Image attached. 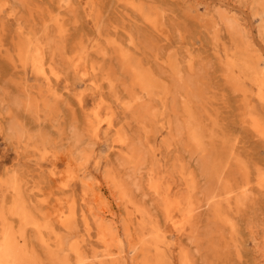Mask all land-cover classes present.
Listing matches in <instances>:
<instances>
[{
    "label": "rangeland",
    "instance_id": "rangeland-1",
    "mask_svg": "<svg viewBox=\"0 0 264 264\" xmlns=\"http://www.w3.org/2000/svg\"><path fill=\"white\" fill-rule=\"evenodd\" d=\"M65 1L64 0H0L1 4L4 3V6H1V4H0V38L2 36V40L0 39V48H2V49H0V51L2 50L0 52V60H1L0 61V96H1L0 97V116L2 118H4L1 120V117H0V136H1L0 137V177H2L3 175L5 176V173H2V172H5L4 170L7 167L9 168V170H11L10 168L14 167L13 164L14 165L18 164V163L21 164V165L18 164L17 167L19 166L23 173L20 170H19L20 172L18 170H16L19 167L18 168L14 167V174L15 175L18 174L19 176L18 175L17 176L20 178H23V180L25 179L24 177H26V179L24 180L25 185L22 186L23 194L24 195L26 194L25 196H28L31 193L34 196V200H33V196H30L31 195L30 194L29 199L33 200L32 204L35 205V208L37 211H41V212L47 211L48 208L50 209L48 211H51V209L58 207V205L56 204V201H55V198H57V197H63L64 199L67 198L69 201L74 199L77 202L78 201V191L76 189L72 190L70 187H68L69 190H68V188H64L67 191H63L64 189H59L57 187L59 180L58 181L53 180L54 182H51V183H53V185L56 184L55 185L56 187L54 189L53 188L54 186H52V184L50 183L52 178H48L49 176H47V178H45L46 174H47V172H46L47 168L44 166L41 168H38V167L35 168L36 166H38L36 164V160L39 159V155H38V152L36 151L35 156H34L33 150H31V149L33 147L34 148L38 147L41 149L42 147H44L46 145L45 147L51 148L52 150L57 152L58 165H59L60 170L63 169V167L65 165L64 162H66V161L71 162L74 159L71 162L72 165H76V164L83 163L84 161H86L84 169L81 170V172H79L81 174L80 177L83 178L84 180L88 181L89 183L93 181L94 184H96L98 182V180H97V178H98L99 183L100 184L102 183L101 185H99V188H100V191L102 193L104 192L103 193L104 199H107L105 201L108 202L107 204L110 206L109 208H110V211L112 213L111 214L112 216L110 215L109 219L113 221L114 225H117L116 227L119 230L118 232H119L120 237L123 241V248L125 251V253L123 254V257L118 256L116 254H114L111 257L110 256H108V257L104 256L103 255L104 249L102 248L104 246L101 245L96 238L97 237L96 236L97 229H96L95 224L91 222L93 225L90 224V230H89L90 233L88 234L86 231V228H85L84 220L80 216V206H78V208H76L77 210L79 209L77 211V218H76L78 223L75 220L74 226L71 230L65 231L59 227L57 228V226H55L53 229H54L55 233L58 232V234H61L63 236V240H64L65 245H68L71 241H73L75 239L81 241L80 242V243H82L81 249L83 250L84 255L86 256V263L87 264L88 263L89 264H104L103 263L104 261H105V264L106 263H108V264L109 263H112V264H126V263L132 264L133 262H134V264H137V261L139 262L141 257H142V256H139V255H141L140 254L141 252L139 250H137L136 252L130 250L129 244L130 243L131 244L136 243V239L133 240L125 234L124 224L129 222L128 225H130L131 231L133 230L132 227H134L138 230L137 235H134V238H137V236L138 237L142 236V232H143V230L142 231L139 230L140 227L138 224V222L140 221L141 218L145 219V221L147 222L148 225L154 221L158 224L157 235L163 237V240L165 241L164 243H166L162 246V251H163L164 259L166 260V262L168 261L169 264H179V254H178V248L179 247H183L185 250L187 249L186 251L188 252L189 257L190 256L192 257V258L190 257L192 264H197V263L198 264H226V263L227 264H264V190H260L259 188L257 189V186H256V180H257L258 176L264 175V165H263L264 164V141H263V139L257 140L260 137L257 138L255 136H253L255 133L252 134L253 131L249 130L250 129L249 126H247L248 129L246 127L245 128L242 127L246 123V122L243 123L244 120L248 121L247 117L249 116V112L250 113L251 112L257 113L261 117L264 118V114H263L264 113V110H263L264 105L261 104L255 98V96H254L255 87H253V85L250 83V81L247 78H245L244 81L241 80V81H237V82H234L232 79L229 78L230 68L226 63L225 53L233 50V48L231 46L232 42L230 41L231 40L230 36L227 33V31L224 29V27H221V29H220V26H218V28H219V31H218L216 26L213 27L214 25H213V22L211 20V17L214 16L217 12H223V13H226L227 15L230 14L228 16H231L233 14V17H235L239 21L241 28L243 27L242 29H244L245 41L247 43V46H250V47H248L249 50L247 51V53H250L249 54L250 60L254 63L256 70L258 69V66L260 64L259 68H261V69H260V71H259V69L257 71L264 73V62H263L264 61V34H263L264 31L262 33H259V31H258L259 25H260L259 23L261 22L260 21L261 19L258 16V14H256L257 12H255V10H257V9H255V7H252L251 0H248V1L247 0H242V1L241 0H233V1H231V0H173V1H170V0H167V1L166 0H143V1L136 0L137 2L141 1L139 3H141L143 5V9L145 12H148V13L153 12L154 14H156V13L158 14L159 26H158V29H156V30H153L154 28L152 29V27H150V25L148 23H146V21L144 20V18L140 14L135 12V15H134V11H132L128 7V4H125V2L123 0H90V1H88V4L85 3L87 0H71V2H70V0H65ZM14 2H15V6H14ZM20 2H21V4H20ZM24 2H25V4H24ZM77 2H79V3H77ZM206 2H208V3H206ZM249 2H250V4H249ZM71 3L73 4V6H71L72 5ZM63 4H64V6H63ZM92 4L95 7H93ZM82 5L84 8H82ZM67 6H68V9H67ZM79 6H81L82 9ZM151 6H153L155 8H153ZM197 6L199 9L197 8ZM90 7H91L92 12H91V15L88 16L87 11H88V9H90ZM125 7H128V8H125ZM148 7H151V8H148ZM212 8H213V11H212ZM225 8L227 10H229V12L225 11L226 10ZM17 9H19V10H17ZM85 9H86V12H85ZM158 9L163 14H161ZM252 9H254V10H252ZM129 10H131V11H129ZM216 10H218V11H216ZM15 11H16V13H15ZM215 11H216V13H215ZM250 11H251V13H250ZM212 12H214V13H212ZM248 12H249V14H248ZM126 13L128 14V16ZM210 13L212 16L210 15ZM6 14H8V16H6ZM136 14H137V16H136ZM160 15H162L163 17L165 16V18L161 17L163 19L162 20L160 18ZM137 17H139V18H137ZM60 18H61V20H60ZM201 18L204 20H202ZM139 19H141V21ZM53 21H54V23L55 22L56 23L54 24ZM62 21H65V23ZM45 22L47 24H45ZM243 23L244 24L246 23L247 26L244 25ZM22 25H23V27H22ZM47 25L52 26V27H47ZM44 26H46V27H44ZM63 26H65L66 28ZM57 27H58V29H57ZM23 28H25V29H23ZM109 28L112 30V32H110L111 30ZM164 28L167 30H165ZM17 30L18 31L20 30V31L18 32ZM126 30L128 31V33ZM168 30H169V32H168ZM216 30L218 31L217 32L218 35L216 33ZM154 31H156L155 32L156 34L154 33ZM157 31L159 32L161 37L159 34H157L158 33ZM224 31H226V33ZM33 34H34V36H33ZM61 34H62V36H61ZM100 34H101V36H100ZM115 35H117V36H115ZM124 35H125V37H124ZM132 35H133V37H132ZM44 36H45V38H44ZM162 36H164L165 38ZM109 37H110V39H109ZM111 37H113V38H111ZM115 37H116V39H114ZM246 37H247V39H246ZM41 38L43 39L42 41H41ZM59 38H60V40H59ZM64 38L65 39L67 38V40H65ZM162 38H164L163 39L164 41L162 40ZM95 39H97L99 43L96 42L97 40H95ZM150 39H152V40H150ZM260 39H261V41H260ZM32 40H33V42H32ZM134 40L137 42V44H134L135 43ZM26 41L27 42L30 41L31 44L33 43L30 46V48H32V46L34 44H39V45L43 44V49H44V53H45L44 54L45 66L48 67V65L49 66L51 65L59 76L58 80L55 79L53 75H52V77H50L51 79L54 78V79L50 80L52 88L48 87V85L44 81V79L32 69L30 64H27L25 67L21 66V64H20L21 63V61H20L21 57L19 55V49L26 44ZM117 41L119 42V44ZM138 41L141 42V43H139L141 47L139 46ZM171 41H173V42H171ZM216 41H217V43H216ZM64 42H66V43H64ZM92 42H93V45H92ZM167 42L169 43V45H167ZM17 43H19V44H17ZM22 43H23V45H22ZM109 43L111 45H109ZM158 43H159V45H158ZM64 44L66 47L64 46ZM103 44H105L106 46ZM121 44H123L124 46ZM125 44L128 46H126ZM172 44H174V45L172 46ZM19 45H20V47H19ZM107 45H109L111 47L113 46V48L115 47L116 49L118 48V51H119V49H125L124 51H126L127 53H129L130 51L133 52V53H129L131 55V56L130 55L129 56H130L131 60L133 61V63L139 64L143 68L151 70L152 73L154 71L153 74H155L156 79H159V80H161V82H165L166 84L172 82V77H170L171 75H169L170 70L167 67V61L168 60H174L178 66L182 64L180 66V68H181L180 70H181V72H182L183 68H184V70H183V73L180 72V74L185 78H189L192 82L196 83L195 86H197L196 87V89H197L196 94H195V96H193L194 98L192 97L193 100L195 99L194 100L195 104H193L192 109L194 111V114H193L194 118L197 121V124H198L199 129H200L199 131L202 134V140H203L202 146H203V148H206V151H205L206 153H203L202 150H195L193 148L186 147V145H185L187 143V138H186L185 131H183L184 130L183 127H184L186 115H185V113L182 112V109H181L180 100H181L182 91L180 88H177L180 86H177L175 88V86H176L175 84H174V88L172 87V89H174L175 92H176V90H177V92L180 91L179 93L176 92L177 95H174V99H173L175 106L179 105L177 107H180L179 111H177L178 109L175 110L178 112V115L176 113L174 115L173 110L171 111V108L174 107L173 100H172L173 97H171L169 99L170 102L168 101L170 104H172V106H171L168 103V108L171 107L168 111L169 114L167 113L164 116L161 115L158 120L154 119V120L148 121L147 130L152 134H149V132H148L149 136L146 137L144 129L141 130L139 128V126H140L139 123H137V121H135L136 118H134V116L130 113L131 110L126 111V110H123L121 107L122 106L121 105L122 99H123V101H127L128 98L130 97L129 93L127 91V89L129 90V88H130L129 87L130 86V82H129L130 81V75L128 73L121 72L124 69L122 68V65L120 64V62L117 61L118 57H117V54L115 52V49L111 48V50H112V52H111L109 50V46H107ZM120 45L122 47H120ZM144 45L146 47H144ZM45 46H48V47H46L47 49H50V48H51V50L53 48L54 49L51 52V50H47L46 48H44ZM49 46H50V48H49ZM60 46H62V47H60ZM157 46H159V48H157ZM81 47H83L84 49ZM176 48H178L179 51L176 50ZM105 49H108L109 52H108V50L105 51ZM143 50L144 51L146 50V51L143 53ZM153 50H155V51L152 52ZM175 50L178 51V55H177V52ZM218 50H219V52H218ZM54 51H55V53L53 54ZM161 51H162V53H160ZM49 52L51 55L49 54ZM92 52L94 54H92ZM134 52H136L138 54H136ZM164 52H165V54H164ZM56 53H58V54H56ZM76 53H77V55H76ZM106 53L108 55H106ZM111 53H112L113 57L111 56ZM156 53H158L159 55ZM10 54H13L14 56L10 55ZM145 54H147V55H145ZM179 54H180V56L181 55L182 56L180 57ZM86 55L88 58L86 57ZM140 55L142 56V58ZM69 56H71V57H69ZM77 56H82V58H85V59H83L82 64H80V66L78 68L81 67L80 68L81 72L82 71L87 72L88 75L86 77L90 76L89 78L92 79L93 81H95V83H97V85H99L101 83L98 87L97 86L94 87L93 85H91L89 83L90 81L84 80L83 77H81L82 75H80L81 73H79L80 72L79 69L75 70L74 64L76 63ZM143 56H145V57L148 56V57H146L147 58L146 59ZM46 57H47V59H49V61L46 60ZM106 57H108V58H106ZM86 58L88 59V61H85ZM151 58H152V60H151ZM193 58H195V59L193 60ZM66 59L68 61L69 60L70 61L68 62ZM73 59H74V62H73ZM139 59H140V61H139ZM141 59H143V61ZM17 60H18V62H17L18 65L16 64ZM50 60H52L51 63L54 62V64H51ZM55 60H56V63L58 64V66L55 63ZM89 60H92V62L91 61L89 62ZM153 60H156L157 63H155V61H153ZM190 60L192 61V69L188 67V63ZM144 61H146V64H144L145 63ZM151 61L154 63H152ZM194 61H196V64H194ZM99 62H100V64H99ZM140 62H141V64H140ZM158 62L161 63L164 67L161 64H159ZM93 63H95V64H93ZM147 63H149V65ZM163 63H165V64H163ZM197 63L200 65H198ZM96 64L97 65L99 64L98 65L99 67ZM116 64L118 67L116 66ZM92 65H94V67L96 68L95 73L98 71L96 73V75L91 74L92 70H90V67ZM154 65L156 66V68L154 67ZM159 65H161L160 66L161 69L158 67ZM183 65H184V67H183ZM194 65H196L195 68H194ZM87 66L89 68H87ZM149 66L153 67V68L150 69ZM165 67H167V68H165ZM196 67L198 69V71L196 70L197 75L195 74V71H194V69H196ZM220 67H222L223 69L221 68V70H220ZM106 68L107 69L110 68V69L107 71ZM200 68L202 70V73L200 72L201 71ZM62 69H63V71H62ZM116 69L117 70L122 69L120 71L121 74H120L119 70L116 71ZM157 70L158 71L160 70V72H158ZM90 71H91V73H90ZM162 71H163V73H161ZM117 72L120 75L117 74ZM198 72H199V74H198ZM221 72L223 73V76L221 75L222 74ZM74 73H76V74H74ZM188 73L190 75L193 74L194 76L191 75L193 78ZM122 74H125V76L127 78L124 77V75H122ZM162 74H166V75H163L166 77L162 78L161 77ZM93 76L95 77V79L93 78ZM96 76L98 77V79ZM226 76H228V77H226ZM100 77H101V79H100ZM128 77H129V79H128ZM105 78H106V80H105ZM121 78L124 79L127 83H125V81L122 80ZM113 79H115V80H113ZM163 79L164 80L167 79V80L164 81ZM119 80L120 81L122 80L124 82L121 83L122 81L119 82ZM112 82H113V84H112ZM67 83L69 85H66ZM85 83H87V84L85 85ZM54 84L58 87H56ZM38 85H40V86H38ZM82 85H85V86H82ZM101 85H103V86L101 87ZM108 85H109V87L107 88ZM126 85L127 86L129 85V86L126 87ZM111 87H113V90ZM43 88H45L46 90L45 89L43 90ZM125 88H126V90H125ZM238 88L245 90L246 93L244 94ZM118 89H120V90H118ZM101 90L104 91V93L101 92ZM252 90H253V92H252ZM49 91H51V92H49ZM62 91H63V93H62ZM74 91H75V93H74ZM123 92L128 98L123 94ZM238 92L240 94H238ZM35 93H37V95H35ZM45 93H46V95H45ZM53 93H54V96H53ZM117 93L119 96L117 95ZM234 93H237V94H234ZM71 94H73V95H71ZM79 94L82 95L83 100H84L82 107H80L77 103V97ZM99 94H101L102 96H99ZM112 94H114V95H112ZM97 95H98V97H95ZM104 95L108 96L109 98H105ZM159 95H161V93ZM62 96H63V98H62ZM2 97H3V99H2ZM45 97H47V101H46ZM113 97H114V99L112 100ZM158 97L157 96L154 97V101L156 102L155 105L158 103V106H159L160 101H157ZM97 99H99V101L103 99V101L101 103L102 106H100ZM92 100L95 101V103ZM91 101H92V103L90 104ZM104 101L106 103H108L109 105L106 104ZM114 101H116V102H114ZM154 101L151 100L152 103L150 105H153ZM238 101H239V103H238ZM45 102H46V104H45ZM258 102H259V104H258ZM24 103L26 105V108H25ZM113 103H115L116 106H115V104L113 105ZM176 103H177V105H176ZM7 104L11 105L12 107L11 106L9 107ZM93 104L95 106L99 104V113H100L99 116H102L101 118H103L105 116L103 114L107 115V113L109 111L113 112L114 118H117V119L119 118L118 120H115L113 118L114 119L113 122H115L113 125L116 126V128L115 127L112 128L111 129L112 131L110 129H109V131L107 129H105L104 125H103L104 123H101L102 126L100 128L98 138H94V137L86 134L85 133L86 130L84 129V128H86L87 121L90 118H92V111L94 110V107H95ZM118 104L121 105L120 108H118L119 107ZM44 105H46V106L44 107ZM205 105L207 107H204ZM112 106H114L118 112L115 111L116 109H113ZM256 106H257V108H256ZM90 107H92L93 109ZM196 107H199V108H196ZM245 107H246V109H244ZM45 108H46V110H45ZM103 108H104V110H103ZM108 108H112V109L108 110ZM201 109H202V111H201ZM26 110H28V111H26ZM41 110L43 113L40 112ZM76 110H78V111H76ZM102 110L104 113L102 112ZM246 110L248 111V113ZM2 111H3V113H2ZM88 111H90L91 114H90V112L88 113ZM20 112L23 113V115L20 114ZM51 112H52V114H51ZM85 112H87V113H85ZM115 112L117 113V116H116ZM119 112H120V114L118 115ZM127 112H128V114H127ZM241 112H242V115H241ZM245 112L247 115L245 114ZM170 113L171 114L173 113L172 116ZM243 113H244V115H243ZM77 114L79 116H77ZM197 114H198V116H197ZM200 114H201V116L203 115L204 117L202 116L203 118H201ZM126 115H128V116H126ZM168 115H170V116H168ZM173 115H174V119L172 118ZM31 116H32V118H31ZM51 116H52V119H51ZM177 116L179 117V119L177 118ZM243 116H244V118H243ZM128 117L132 120H130ZM169 117H171L172 121H175V123L178 126L182 123L179 130L181 128H183V130L181 129L180 131H178L179 135L175 130H174L175 133L174 132L171 133V132H167L163 128H160V122L167 121L168 119H170ZM25 118H27V120ZM33 118H35L34 119L35 121L33 120ZM160 118H161V120H160ZM5 119L7 120V122H4V121H6ZM13 119L17 120V121L20 120L18 122H21L20 125L23 126L24 133H27V134H25V136L22 137L23 140H25L27 142L25 143L23 141V142L19 143L21 146L18 145L15 141V136H17V134H11L10 135V133L8 131H5V128L8 126V125L6 126V124L8 123V121L10 123ZM38 119H39V121H38ZM27 121H29V122H27ZM134 121H135V123H134ZM151 121H152V124H150ZM180 121H181V123H180ZM71 124L74 127V129H73V127L70 128ZM240 124H242V125H240ZM25 125H28V126L26 127ZM134 125H136V127H134ZM122 126H123V128H122ZM28 127L30 129L33 127V129H31V132H29L30 129ZM130 127L132 128V130L129 129ZM133 127H134V129H133ZM79 128H81L82 130L80 129L81 130L80 131ZM119 128L122 129L123 131L126 129L125 132L127 134L131 133L129 135L131 137H133L135 143L137 141V143H136L137 146L139 145L140 149L142 147L141 151L144 155L143 160L145 161V159H146L147 162H145V164L143 162V164L145 166L142 165L138 171H136L135 169H132V167L130 168L129 164L126 163V159H125L124 155L119 154L120 155L119 156L118 153H120V152H118L117 149H115V147H113L114 138L116 136V133L114 131H116V129H119ZM127 128L129 129L130 132L127 130ZM2 129L5 132H3ZM72 129H73V131H72ZM135 129H137V131H138L136 133V135L134 134L136 132ZM69 130L75 134L76 133L80 134L83 130H85L83 132V133H85V136L83 133H81L84 137H81V141L77 142L74 139V135L72 136V133ZM133 130H134V132H133ZM47 131H48V133H46ZM139 131L142 134H140ZM107 132H108V134H107ZM181 132H183L182 135L180 134ZM104 134H105V136H104ZM138 134H140L139 137H138ZM170 134H172L173 136ZM250 134H252V135L250 136ZM68 135H69V137H68ZM133 135H135L136 137ZM183 135L185 136V138L182 139V137H184ZM25 137H26V139H25ZM27 137H28V139H27ZM149 137H151L152 139ZM179 137L181 139V142H180ZM68 138H70V139L67 142L66 139H68ZM172 138H173V141H171ZM7 139H8V141H7ZM178 139H179V142H178ZM85 140H87V141H85ZM91 140H92V144L90 143ZM9 141H10V143L8 144ZM11 141H12V143H11ZM258 141H262V142L259 143ZM143 142L145 144H143ZM176 142H178L179 144ZM29 143H30V145H29ZM61 143H63V144H61ZM140 143H142V144H140ZM158 143H159V146H158ZM163 143H164V146H163ZM12 144H13V146H12ZM64 144H66V145H64ZM89 144H91V145H89ZM167 144H168V146H167ZM232 144H233V146L236 144L235 147L232 148ZM24 145L25 146L29 145L32 148L31 147H25ZM84 145H87V146H84ZM111 145H112V147H111ZM152 145H154V146H152ZM172 145H174L173 146L174 150H173V147H171ZM148 146L150 147V150H149ZM68 147H69V149L67 150ZM77 147H79L78 148L79 150L77 149ZM82 147L85 149L83 150ZM170 147L172 149H170ZM157 148H159L161 151L163 150L162 151L163 153L160 152L159 149L158 150H159L160 154L158 152H156ZM25 149L26 150L29 149L30 151L29 150L26 151ZM60 149L63 150V152ZM70 149H72L73 152H72V150L70 152L69 151ZM232 149H234V150H232ZM85 150H87V151H85ZM144 150L145 151L148 150V151L145 152ZM75 151H77V152H75ZM81 151H83V152L80 153ZM114 151H116V152H114ZM149 151H150L151 155L149 154ZM81 154H83V155H81ZM86 154L89 155L87 160H85ZM237 154H239V155H237ZM65 155H67V157ZM230 156H231V158L229 159ZM161 157H162V159H161ZM10 158H11V160H10ZM150 158H151V160H150ZM99 159H101V160H99ZM77 160H79V161H77ZM156 160L157 161L159 160V161L157 162ZM166 160L168 163L166 162ZM181 160H183L184 162L182 163ZM186 160L189 162L187 163ZM228 160H230V161H228ZM105 161H107V162H105ZM211 161L217 163V165L225 163V164H227V166L230 165V168H229V166L228 167L226 166V168L218 166V168L216 169L217 177H211V169H212V168L210 169ZM94 162H96V163L93 164ZM163 162H166V165H167L166 169L163 166V165H165V163L162 164ZM192 162H193V164H192ZM121 163H122V165H121ZM185 163H186V165H185ZM248 164L250 165V167ZM149 165H150V167H149ZM127 166H129V167H127ZM239 166L245 168L248 171V176H249V174L251 176H253V177H250V179L251 178L253 179V180H250V182H252V183H250V185H251V190L253 191V193L250 190L247 193V198H246L247 205L245 203L246 206L245 205L243 206V208L247 207L246 210H245V208H244V210L242 208V209H239L236 211L235 210L236 208H234V206H232V208L228 209L224 205V208H225V209L223 208L224 211H227V212L229 211L228 212L229 214L230 213L232 214V212L234 211L233 212L234 216L230 214L231 215L230 217L233 218L231 220L234 223V231L232 232L228 226H226V227L221 226L220 230H222V234L224 235V239H220V238H217V231H216L217 228H219V227H218V225L216 226V224L214 222L213 215H212L213 214V212H212L213 204L218 201V199L220 198L219 196H221V195L223 196V194H221V189H220L221 182H223L227 178L233 179V181H234L233 185L235 186L234 190L237 188L236 192L237 191L240 192V190L242 189L241 185L243 183V179H242V176L240 174ZM109 167L111 169H109ZM124 167H125L126 172L124 171ZM148 167L150 170L148 169ZM252 167H253V169H252ZM116 168H118L119 170ZM128 168H129V170H128ZM156 168H157V170H156ZM223 168L225 170H222ZM250 168L253 170V174H251L252 172H251ZM36 169H37V171H36ZM114 169H116L117 171H115ZM158 169H159V171H158ZM170 169H171V173H170ZM187 169H189V170H187ZM38 170H40V171L38 172ZM110 170H111V172H110ZM133 170H135L136 172ZM151 170L153 171V173ZM192 170L196 174H194ZM228 170H229V172H227ZM128 171H130V173ZM174 171L177 172V175ZM221 171L223 172V175H222ZM225 171H226V173H225ZM24 172L26 174L25 176H24ZM29 172L31 174H28ZM120 172H122L123 174ZM156 172H157V174H156ZM190 172L193 174V178L195 177L193 179L194 181L192 180L191 188L194 186L195 189L194 188L191 189L187 185L186 176ZM19 173L21 174V176ZM115 173H117L116 178H118V179L123 178L126 183L130 182V178L132 176H133L132 178L134 179V181L136 183H138L139 187L137 189H134L129 184H128V186L130 188H133V189H131V191L133 192L132 193L133 199L136 198L134 200L135 204L137 203V200H138L137 204H139V205L141 204L140 208L144 212V215L142 217L140 214H137V215L128 214L129 210H131L132 207H130L129 204H126L123 199L119 198L120 197L119 191H117L112 180L109 179V175L115 174ZM133 173L135 174V176ZM197 173L199 174L198 175L199 178L197 177ZM9 174H10V172L8 173V175ZM136 174L139 176H137ZM140 174L143 178L141 177L139 179ZM150 174L152 175V177ZM145 175H147V177ZM165 175H167V178ZM95 177H96V181H95ZM154 177L155 178L160 177L159 180L161 181V187H162L161 189L162 190H161V193L158 195H155L156 193L154 194V192L149 188V185H148L150 180H152V178H154ZM163 177H164V179H163ZM170 177H172V178H170ZM218 177H219V180H218ZM236 177H238V178H236ZM87 178H89V179H87ZM100 178H102L103 180ZM177 178H179L180 181ZM49 179H51V180H49ZM166 179H167V181H166ZM198 179L199 180L201 179V180L198 181ZM196 180L198 181L197 183H195ZM30 181L32 183L34 182L33 185ZM36 181H37V183H36ZM146 182L148 184H146ZM205 182L207 184L206 186H205ZM237 182L239 183V185ZM27 183H29V185H31V186L28 187ZM93 183H91V184L94 185ZM44 184H45V186H44ZM46 184H50L52 187L49 188V185L47 186ZM108 184L110 187L108 186ZM165 184H166V187H165ZM177 184H179V185H177ZM252 184L254 185V187ZM163 186H164V188H163ZM214 186L216 187L215 189H214ZM167 187H170L169 192H168L170 197H174V196L178 197L179 196L180 198L186 199V197H184V196H186V195L188 196L192 193V199L194 197V199H193L194 204L198 207V208L196 207V209L193 211L195 214V219L193 221V224L191 226H189V227H191V230L188 227L187 232L185 231L183 233L184 236H182L183 234H179L174 229H172L171 221L164 214L165 212H164V205H163L164 204L163 195L167 192V189H166ZM52 188L55 191H58V194H56L57 192L56 193L54 192L55 193L54 194L52 192L53 191ZM198 188L200 190V194L197 193V192H199V190L196 191ZM26 189L28 191V194H27ZM51 189H52V191H50ZM43 190L48 194L47 195L43 194L42 193ZM149 190H151V191H149ZM204 190L206 191V193H204L205 192ZM47 191H49V192H47ZM59 191H60V193H59ZM76 191H77V193H76ZM36 192L41 193V194H39L37 196L35 194ZM65 192H66V194H65ZM210 192L211 193L213 192L214 196ZM73 193L74 194L76 193L77 195L76 194L74 195ZM151 193H153L154 196ZM0 194H1V192H0ZM2 194H1L0 198L1 197H3L4 199L7 198V200L4 201V203L6 202L5 204H7V201L8 202L10 201V196L8 195L9 193H2ZM182 194H183V196H181ZM210 194H211V196H210ZM6 195H8V196H6ZM48 196L49 197L52 196L53 200H51V197L49 199ZM156 196H159V197H156ZM212 196L216 197V198H213ZM222 196H221V198H222ZM75 197H77V199ZM211 197H212V199H210ZM158 198H159V200L161 199L160 200L161 202L158 200ZM208 198L210 200L204 201L205 199H208ZM221 198H220V201L222 202ZM252 198L255 201H253ZM43 199H46L47 201L42 202V204H40V201H42ZM48 200H51V202L49 203ZM249 201H251V202H249ZM158 203H161L162 205L158 204ZM77 204H79V202ZM40 205H41V207H40ZM42 205L44 206V209L42 208L43 207ZM46 205H48V208L46 207L47 210H45ZM157 205H158V207H157ZM142 206H144L143 207L144 209L142 208ZM76 207H77V205H76ZM125 207H128V208H125ZM125 210H127V211H125ZM240 212H242V213H240ZM239 213H240V215H239ZM147 214L148 215L150 214L149 217ZM207 214H209L210 216H207ZM134 216H136V218ZM151 216L153 218H151ZM199 216H201V217H199ZM80 219H82V220L80 221ZM199 221H201V222H199ZM235 221H237V222H235ZM210 222L212 223L211 227H210L211 229L209 228ZM122 223H124V224H122ZM195 223L197 225L200 224V225H198V227L199 226L201 228L206 227L207 229L204 228V231H203V229H200V227H199V229H200V231H199V229L197 228V225ZM193 226H194V228H193ZM92 227H93V230H92ZM212 227H214V229H215L214 231H213ZM222 227H223V229H222ZM165 228L167 230H165ZM226 228H227V230H226ZM148 229L149 228L144 229V231L146 233L143 232L144 233L143 235L145 238H146V236H148L146 239H149V237H150L149 236L150 229H149V231H148ZM159 229H161V232L164 235L162 233H160ZM205 230L206 231L208 230V232H206ZM200 232L201 233L206 232V233H208V235L205 236V234L202 233L201 234L202 237H201ZM48 234L53 235V233H48ZM192 234L194 236L193 238H192ZM214 235H216V237ZM212 236H213V238H212ZM190 237L192 239V242H190L191 239H190V241H188ZM29 239L32 240V243L35 245V249L37 247L36 251H37V253H39L38 254L39 257L44 262H48L45 249L43 247H41L39 244H37L36 243L37 241L35 242V239H34L31 232L29 233ZM168 239H170V240H168ZM201 239L204 241L202 242ZM196 241H199L200 243L202 242V244H200L199 242H198L199 243L198 244ZM96 242H98V243H96ZM217 242L220 243V246H219V244H217ZM203 243H204V246H203ZM194 245L196 246V248ZM227 246H228V250H227ZM38 247L40 248V250ZM172 247H174V248H172ZM189 248H190V250H189ZM172 249H173V251H172ZM230 249L232 251H229ZM138 251L140 253H138ZM190 251L192 253H190ZM40 252H42V254L44 256ZM152 252H153V250L151 251V254H152ZM208 252H209V254H208ZM218 252H221L220 254H222V252H223V254H222L223 256L220 255ZM195 253H197V254H195ZM62 254L63 253H61V255ZM69 255H71V256H69ZM136 255L138 256V258ZM224 255H227V257L226 256L224 257ZM68 256H69V259L72 262V264H74L75 257L73 255V253L69 251ZM100 256H102L103 258ZM43 257H44V259H43ZM71 257L73 259H71ZM106 257L108 260L106 259ZM116 257L118 259H116ZM169 258H170V260H169ZM204 260H205V262H204ZM45 264H49V262L45 263Z\"/></svg>",
    "mask_w": 264,
    "mask_h": 264
},
{
    "label": "bare ground",
    "instance_id": "bare-ground-1",
    "mask_svg": "<svg viewBox=\"0 0 264 264\" xmlns=\"http://www.w3.org/2000/svg\"><path fill=\"white\" fill-rule=\"evenodd\" d=\"M65 1V0H64ZM88 1H90V0H87L85 3L86 4H88ZM124 2H125V4H128V7L132 10V11H134V15H135V12H137L138 14H140L143 18H144V20L146 21V23H148L149 25H150V27H152V29L153 30H156V29H158V26H159V19H158V14L156 13V14H154L153 12L152 13H148V12H145L144 11V9H143V5L141 4V3H139V2H141V1H143V0H141V1H139V2H137L136 0H123ZM167 1V0H166ZM170 1H173V0H170ZM231 1H233V0H231ZM242 1V0H241ZM248 1V0H247ZM4 2V1H3ZM6 2V1H5ZM61 2V1H60ZM66 2V1H65ZM70 2H71V0H70ZM77 3H79V2H77ZM145 3V2H144ZM162 3V2H161ZM206 3H208V2H206ZM251 5H252V7H255V9H257V10H255V12H257L256 14H258V16L260 17V25H259V29H258V31H259V33H262L263 31H264V0H251ZM1 4V3H0ZM20 4H21V2H20ZM24 4H25V2H24ZM60 4V3H59ZM69 4V3H68ZM67 4V5H68ZM72 4V3H71ZM249 4H250V2H249ZM99 5V4H98ZM217 5V4H216ZM1 6H4V3H2L1 4ZM14 6H15V2H14ZM63 6H64V4H63ZM66 6V5H65ZM71 6H73V4L71 5ZM78 6V5H77ZM87 6V5H86ZM92 6L93 7H95L93 4H92ZM91 6V7H92ZM227 6V5H226ZM247 6V5H246ZM31 7V6H30ZM70 7V6H69ZM80 8H81V6H79ZM91 7H90V9H88V11H87V15L88 16H90L91 15ZM128 7H125V8H128ZM151 7H153V6H151ZM151 7H148V8H151ZM223 7V6H222ZM4 8V7H3ZM16 8V7H15ZM61 8V7H60ZM82 8H84L83 7V5H82ZM81 8V9H82ZM97 8V7H96ZM153 8H155V7H153ZM197 8H198V6H197ZM224 8V7H223ZM244 8V7H243ZM37 9V8H36ZM62 9V8H61ZM67 9H68V6H67ZM93 9V8H92ZM199 9V8H198ZM226 9V8H225ZM249 9V8H248ZM251 9V8H250ZM2 10V9H1ZM17 10H19V9H17ZM33 10V9H32ZM84 10V9H83ZM128 10V9H127ZM131 10H129V11H131ZM159 10V9H158ZM252 10H254V9H252ZM5 11V10H4ZM101 11V10H100ZM128 11V12H129ZM162 11V10H161ZM212 11H213V8H212ZM216 11H218V10H216ZM216 11H215V13H216ZM221 11V10H220ZM225 11H227V12H229V10H225ZM231 11V10H230ZM233 11V10H232ZM7 12V11H6ZM85 12H86V9H85ZM103 12V11H102ZM119 12V11H118ZM159 12H160V10H159ZM164 12V11H163ZM235 12V11H234ZM233 12V13H234ZM254 12V11H253ZM15 13H16V11H15ZM84 13V12H83ZM82 13V14H83ZM131 13V12H130ZM161 13V12H160ZM167 13V12H166ZM191 13V12H190ZM212 13H214V12H212ZM242 13V12H241ZM250 13H251V11H250ZM2 14V13H1ZM9 14V13H8ZM8 14H6V16H8ZM64 14V13H63ZM127 14V13H126ZM161 14H163V13H161ZM235 14V13H234ZM248 14H249V12H248ZM4 15V14H3ZM20 15V14H19ZM165 15V14H164ZM200 15V14H199ZM206 15V14H205ZM210 15H211V13H210ZM209 15V16H210ZM228 15H230V14H228ZM226 13H223V12H217L214 16H212L211 17V20H212V22H213V27H215L216 26V28H217V30L219 31V28H218V26H220V29H221V27H224V29L227 31V33L229 34V36H230V41L232 42V48H233V50L232 51H230V52H226L225 53V60H226V63H227V65L229 66V68H230V76H229V78L230 79H232L234 82H237V81H241V80H245V78H247L249 81H250V83L253 85V87H255V92H254V96H255V98L261 103V104H263L264 105V73H262V72H258L257 70L259 69V71H260V69L261 68H259L260 67V64H259V66H258V69L256 70V68H255V65H254V63L250 60V58H249V54L250 53H247V51L249 50V48L248 47H250V46H247V43H246V41H245V33H244V29H242L241 28V26H240V23H239V21L235 18V17H233V14L231 15V16H228ZM253 15V14H252ZM251 15V16H252ZM11 16V15H10ZM67 16V15H66ZM87 16V17H88ZM99 16V15H98ZM127 16H128V14H127ZM130 16V15H129ZM136 16H137V14H136ZM198 16V15H197ZM254 16V15H253ZM58 17V16H57ZM161 17H163L162 15H160V18ZM200 17V16H199ZM203 17V16H202ZM6 18V17H5ZM11 18V17H10ZM9 18V19H10ZM67 18V17H66ZM137 18H139V17H137ZM163 18H165V16L163 17ZM191 18V17H190ZM206 18V17H205ZM246 18V17H245ZM7 19V18H6ZM65 19V18H64ZM75 19V18H74ZM89 19V18H88ZM162 19V18H161ZM202 19V18H201ZM12 20V19H11ZM60 20H61V18H60ZM87 20V19H86ZM140 21H141V19H139ZM163 20V19H162ZM165 20V19H164ZM167 20V19H166ZM199 20V19H198ZM202 20H204V19H202ZM253 20V19H252ZM13 21V20H12ZM81 21V20H80ZM93 21V20H92ZM195 21V20H194ZM62 22H64L65 23V21H62ZM61 22V23H62ZM122 22V21H121ZM165 22V21H164ZM163 22V23H164ZM53 23H54V21H53ZM56 23V22H55ZM54 23V24H55ZM101 23V22H100ZM125 23V22H124ZM166 23V22H165ZM195 23V22H194ZM200 23V22H199ZM203 23V22H202ZM45 24H47L46 22H45ZM44 24V25H45ZM98 24V23H97ZM96 24V25H97ZM145 24V23H144ZM196 24V23H195ZM244 24V23H243ZM14 25V24H13ZM128 25V24H127ZM163 25V24H162ZM198 25V24H197ZM244 25H246V23L244 24ZM92 26V25H91ZM200 26V25H199ZM247 26V25H246ZM4 27V26H3ZM19 27V26H18ZM22 27H23V25H22ZM44 27H46V26H44ZM47 27H52V26H48L47 25ZM63 27H65V26H63ZM123 27V26H122ZM212 27V28H213ZM256 27V26H255ZM34 28V27H33ZM66 28V27H65ZM93 28V27H92ZM98 28V27H97ZM252 28V27H251ZM250 28V29H251ZM257 28V27H256ZM3 29V28H2ZM23 29H25V28H23ZM47 29V28H46ZM49 29V28H48ZM57 29H58V27H57ZM101 29V28H100ZM99 29V30H100ZM110 29V28H109ZM144 29V28H143ZM165 29V28H164ZM263 29V30H262ZM21 30V29H20ZM19 30V31H20ZM34 30V29H33ZM52 30V29H51ZM111 30V29H110ZM165 30H167V29H165ZM216 30V33L218 32ZM18 31V30H17ZM18 31V32H19ZM24 31V30H23ZM26 31V30H25ZM29 31V30H28ZM66 31V30H65ZM68 31V30H67ZM98 31V30H97ZM127 31V30H126ZM204 31V30H203ZM207 31V30H206ZM226 31H224L225 33H226ZM61 32V31H60ZM110 32H112V30L110 31ZM145 32V31H144ZM156 31H154V33H155ZM158 32V31H157ZM168 32H169V30H168ZM205 32V31H204ZM247 32V31H246ZM253 32V31H252ZM103 33V32H102ZM127 33H128V31H127ZM248 33V32H247ZM59 34V33H58ZM96 34V33H95ZM132 34V33H131ZM156 34V33H155ZM157 34H159V32L157 33ZM249 34V33H248ZM255 34V33H254ZM257 34V33H256ZM263 34H264V32H263ZM60 35V34H59ZM66 35V34H65ZM160 35V34H159ZM217 35H218V33H217ZM18 36V35H17ZM32 36V35H31ZM33 36H34V34H33ZM32 36V37H33ZM37 36V35H36ZM39 36V35H38ZM58 36V35H57ZM61 36H62V34H61ZM68 36V35H67ZM99 36V35H98ZM100 36H101V34H100ZM115 36H117V35H115ZM247 36V35H246ZM257 36V35H256ZM43 37V36H42ZM60 37V36H59ZM103 37V36H102ZM124 37H125V35H124ZM127 37V36H126ZM132 37H133V35H132ZM159 37V36H158ZM160 37H161V35H160ZM162 37H164V36H162ZM168 37V36H167ZM219 37V36H218ZM19 38V37H18ZM44 38H45V36H44ZM98 38V37H97ZM105 38V37H104ZM111 38H113V37H111ZM165 38V37H164ZM164 38H162V40L164 39ZM1 40H2V36H1V38H0ZM20 39V38H19ZM65 39V38H64ZM101 39V38H100ZM109 39H110V37H109ZM114 39H116V37L114 38ZM127 39V38H126ZM125 39V40H126ZM135 39V38H134ZM161 39V38H160ZM169 39V38H168ZM246 39H247V37H246ZM29 40V39H28ZM38 40V39H37ZM43 39L41 38V41H42ZM59 40H60V38H59ZM62 40V39H61ZM65 40H67V38L65 39ZM95 40H97V39H95ZM120 40V39H119ZM150 40H152V39H150ZM154 40V39H153ZM46 41V40H45ZM82 41V40H81ZM121 41V40H120ZM135 41V40H134ZM164 41V40H163ZM218 41V40H217ZM217 41H216V43H217ZM253 41V40H252ZM260 41H261V39H260ZM32 42H33V40H32ZM83 42V41H82ZM96 42H98V40L96 41ZM104 42V41H103ZM118 42V41H117ZM149 42V41H148ZM152 42V41H151ZM171 42H173V41H171ZM36 43V42H35ZM46 43V42H45ZM64 43H66V42H64ZM99 43V42H98ZM139 43H141V42H139L138 41V44ZM150 43V42H149ZM156 43V42H155ZM164 43V42H163ZM14 44V43H13ZM17 44H19V43H17ZM33 44V43H32ZM31 44V42L30 41H26V44L23 46V47H21L20 49H19V55H20V57H21V66H23V67H25L27 64H30L31 65V67H32V69L37 73V74H39L43 79H44V81L47 83V85H48V87L49 88H52L51 86V81L50 80H52V79H57L58 80V78H59V76H58V74L56 73V71L53 69V67L50 65H48V67H46L45 66V59H44V49H43V44L42 45H39V44H34L33 46H32V48H30V46L32 45ZM118 44H119V42H118ZM134 44H137V42L135 41V43ZM133 44V45H134ZM166 44V43H165ZM164 44V45H165ZM2 45V44H1ZM22 45H23V43H22ZM49 45V44H48ZM53 45V44H52ZM92 45H93V42H92ZM103 45H105V44H103ZM109 45H111L110 43H109ZM109 45H107V46H109ZM121 45H123V44H121ZM120 45V47H122ZM126 45V44H125ZM153 45V44H152ZM158 45H159V43H158ZM163 45V46H164ZM167 45H169V43L167 42ZM174 44H172V46H173ZM188 45V44H187ZM219 45V44H218ZM64 46H65V44H64ZM82 46V45H81ZM106 46V45H105ZM124 46V45H123ZM126 46H128V45H126ZM138 46V45H137ZM139 46H140V44H139ZM216 46V45H215ZM19 47H20V45H19ZM46 47H48V46H45L44 48H46ZM60 47H62V46H60ZM66 47V46H65ZM92 47V46H91ZM131 47V46H130ZM141 47V46H140ZM144 47H146L145 45H144ZM149 47V46H148ZM153 47V46H152ZM169 47V46H168ZM177 47V46H176ZM198 47V46H197ZM49 48H50V46H49ZM64 48V47H63ZM81 48H83V47H81ZM100 48V47H99ZM98 48V49H99ZM104 48V47H103ZM102 48V49H103ZM107 48V47H106ZM111 48L112 49H115V52H116V54H117V57H118V60L117 61H119L120 62V64L122 65V68L124 69L123 71H121L120 69H118L119 70V72L121 71V72H125V73H128L129 75H130V88H129V90L127 89V91H128V93H129V98L124 94V92H123V94L128 98V100L127 101H123V99H122V103H121V105L120 104H118V108H120V106L122 107V109L123 110H131V114L134 116V118H136V120L135 121H137V123H139V128L142 130V129H144V131H145V134H146V137L147 136H149V134H152V133H150L148 130H147V124H148V121H150V120H154V119H159V117L162 115V116H164L165 114H167L168 113V111H169V109L171 108H168V103L170 102L169 101V99L171 98V97H173L172 98V100L174 99V95H177V93H179V92H177V90H176V92H175V90L174 89H172V87L174 88V84L176 85L175 86V88L177 87V86H180V87H177V88H180L181 89V91H182V95H181V100H180V102H181V109H182V112L183 113H185V122H184V130H183V128H181L183 131H185V133H186V138H187V143L185 144L186 145V147H190V148H193V149H195V150H202V152L203 153H206L205 151H206V148H203V140H202V134H201V132L199 131L200 129H199V126H198V124H197V121L195 120V118H194V111H193V104H195L194 103V100H193V96H195V94H196V87L197 86H195L196 85V83H194V82H192L189 78H185V77H183L181 74H180V72H181V68H180V66L182 65H177V63H175V61L174 60H168L167 61V67H168V69L170 70V74L169 75H171L170 77H172V82H170V83H168V84H166L165 82H161V80H159V79H156V76H155V74H153L154 73V71H153V73H152V71L151 70H149V69H146V68H143L142 66H140L139 64H135V63H133V61L131 60V58H130V54L129 53H133V52H129V53H127L126 51H124L125 49H119V51H118V48L116 49L115 47L113 48V46L111 47V46H109V50L112 52V50H111ZM128 48V47H127ZM157 48H159V46H157ZM167 48V47H166ZM258 48V47H257ZM0 49H2V48H0ZM13 49V48H12ZM47 49V48H46ZM54 49V48H53ZM52 49V50H53ZM67 49V48H66ZM84 49V48H83ZM82 49V50H83ZM92 49V48H91ZM130 49V48H129ZM135 49V48H134ZM140 49V48H139ZM32 50V51H31ZM47 50H51V48L50 49H47ZM46 50V51H47ZM52 50H51V52H52ZM90 50V49H89ZM106 50H108V49H105V51ZM109 50H108V52H109ZM117 50V51H116ZM133 50V49H132ZM142 50V49H141ZM156 50V49H155ZM155 50H153L152 52H154ZM173 50V49H172ZM176 50H178L179 51V49L178 48H176ZM175 50V51H176ZM182 50V49H181ZM217 50V49H216ZM231 50V49H230ZM2 51V50H1ZM0 51V52H1ZM63 51V50H62ZM80 51V50H79ZM136 51V50H135ZM140 51V50H139ZM146 51V50H145ZM144 50H143V53L145 52ZM178 51H176L177 52V55H178ZM83 52V51H82ZM81 52V53H82ZM90 52V51H89ZM137 52V51H136ZM136 52H134V53H136ZM141 52V51H140ZM157 52V51H156ZM166 52V51H165ZM165 52H164V54H165ZM218 52H219V50H218ZM251 52V51H250ZM254 52V51H253ZM11 53V52H10ZM47 53V52H46ZM55 53V51L53 52V54ZM67 53V52H66ZM97 53V52H96ZM160 53H162V51L160 52ZM210 53V52H209ZM14 54V53H13ZM13 54H10V55H13ZM48 54V53H47ZM46 54V55H47ZM49 54H50V52H49ZM56 54H58V53H56ZM61 54V53H60ZM70 54V53H69ZM92 54H94L93 52H92ZM100 54V53H99ZM114 54V53H113ZM136 54H138V53H136ZM135 54V55H136ZM141 54V53H140ZM156 54H158V53H156ZM181 54V53H180ZM180 54H179V56H180ZM5 55V54H4ZM17 55V54H16ZM51 55V54H50ZM73 55V54H72ZM71 55V56H72ZM76 55H77V53H76ZM79 55V54H78ZM106 55H108L107 53H106ZM130 55V56H129ZM144 55V54H143ZM145 55H147V54H145ZM159 55V54H158ZM215 55V54H214ZM260 55V54H259ZM14 56V55H13ZM18 56V55H17ZM55 56V55H54ZM71 56H69V57H71ZM89 56V55H88ZM103 56V55H102ZM111 56H112V53H111ZM141 56V55H140ZM182 56V55H181ZM180 56V57H181ZM51 57V56H50ZM74 57V56H73ZM86 57H87V55H86ZM113 57V56H112ZM116 57V56H115ZM143 57H145V56H143ZM146 57H148V56H146ZM145 57V58H146ZM177 57V56H176ZM52 58V57H51ZM66 58V57H65ZM64 58V59H65ZM75 58V57H74ZM88 58V57H87ZM86 58V60L85 61H88V59ZM104 58V57H103ZM106 58H108V57H106ZM110 58V57H109ZM141 58H142V56H141ZM196 58V57H195ZM195 58H193V60L195 59ZM223 58V57H222ZM254 58V57H253ZM252 58V59H253ZM4 59V58H3ZM13 59V58H12ZM55 59V58H54ZM53 59V60H54ZM83 59H85V58H82V56H77V59H76V63L74 64V68H75V70L76 69H79V73H81L80 75H82L81 77H83V79L84 80H88V81H90L89 83L91 84V85H93L94 87H98L99 85H97V83H95V81H93L92 79H90L89 77H86L88 74H87V72H85V71H82L81 72V70H80V68H78L79 66H80V64H82V61H83ZM105 59V58H104ZM144 59V58H143ZM143 59H141L142 61H143ZM147 59V58H146ZM158 59V58H157ZM160 59V58H159ZM178 59V58H177ZM185 59V58H184ZM15 60V59H14ZM46 60H48L49 61V59H47V57H46ZM67 60V59H66ZM150 60V59H149ZM151 60H152V58H151ZM183 60V59H182ZM197 60V59H196ZM1 61V60H0ZM51 61L52 60H50V63H51ZM68 61V60H67ZM70 61V60H69ZM68 61V62H69ZM92 62V60H89V62ZM139 61H140V59H139ZM153 61H155V63H157V61L156 60H153ZM17 62H18V60L16 61V64H17ZM73 62H74V59H73ZM96 62V61H95ZM118 62V63H119ZM145 62V63H144ZM143 63L144 64H146V61H144ZM148 62V61H147ZM152 62V61H151ZM183 62V61H182ZM219 62V61H218ZM222 62V61H221ZM264 62V61H263ZM14 63V62H13ZM55 63H56V60H55ZM117 63V64H118ZM152 63H154V62H152ZM159 63V62H158ZM166 63V62H165ZM165 63H163V64H165ZM181 63V62H180ZM179 63V64H180ZM223 63V62H222ZM51 64H54V62L53 63H51ZM57 64V63H56ZM87 64V63H86ZM93 64H95V63H93ZM99 64H100V62H99ZM98 64V65H99ZM117 64H116V66H117ZM140 64H141V62H140ZM148 65H149V63H147ZM159 64H161V63H159ZM185 64V63H184ZM194 64H196V61H194ZM198 64V63H197ZM18 65V64H17ZM97 65V64H96ZM97 65V66H98ZM162 65V64H161ZM161 65H159L158 67L161 69ZM198 65H200V64H198ZM57 66H58V64H57ZM56 66V67H57ZM104 66V65H103ZM163 66V65H162ZM195 66L196 65H194V68H195ZM262 66V65H261ZM71 67V66H70ZM99 67V66H98ZM97 67V68H98ZM118 67V66H117ZM150 67V66H149ZM154 67L156 68V66L154 65ZM164 67V66H163ZM167 67H165V68H167ZM183 67H184V65H183ZM188 67L189 68H191L192 69V61L190 60L189 61V63H188ZM202 67V66H201ZM72 68V67H71ZM87 68H89L88 66H87ZM105 68V67H104ZM108 68V67H107ZM106 68V69H107ZM111 68V67H110ZM109 68V69H110ZM153 67H150V69H152ZM199 68V67H198ZM221 68L222 67H220V70H221ZM73 69V68H72ZM105 69V70H106ZM109 69H107V71L109 70ZM164 69V68H163ZM223 69V68H222ZM226 69V68H225ZM23 70V69H22ZM74 70V71H75ZM90 70H92V73H91V71H90V73L91 74H95L96 75V73L98 72H96L95 73V71H96V68L94 67V65H92L91 67H90ZM117 69H116V71H118ZM154 70V69H153ZM183 70H184V68H183ZM183 70H182V72L181 73H183ZM186 70V69H185ZM196 70L198 71V69H197V67H196V69H194V71H195V74H196ZM200 70H201V68H200ZM62 71H63V69H62ZM73 71V70H72ZM113 71V70H112ZM158 71V70H157ZM168 71V70H167ZM166 71V72H167ZM226 71V70H225ZM228 71V70H227ZM14 72V71H13ZM121 72H120V74H121ZM158 72H160V70L158 71ZM201 73H202V70L200 71ZM229 72V71H228ZM100 73V72H99ZM161 73H163V71L161 72ZM160 73V74H161ZM169 73V72H168ZM187 73V72H186ZM222 73V72H221ZM74 74H76V73H74ZM117 74H119L118 72H117ZM119 74V75H120ZM159 74V73H158ZM189 74V73H188ZM198 74H199V72H198ZM52 75L54 76V78H50V77H52ZM65 75V74H64ZM79 75V74H78ZM101 75V74H100ZM116 75V74H115ZM122 75H124V77H126L125 76V74H122ZM157 75V74H156ZM163 75H166V74H162V78H164V77H166V76H163ZM168 75V76H169ZM186 75V74H185ZM190 75V74H189ZM192 76H194L193 74H191ZM190 75V76H191ZM197 75V74H196ZM222 76H223V73L221 74ZM226 75V74H225ZM224 75V76H225ZM160 76V75H159ZM158 76V77H159ZM188 76V75H187ZM191 76V77H192ZM78 77V76H77ZM85 77V78H84ZM97 77V76H96ZM123 77V76H122ZM226 77H228V76H226ZM62 78V77H61ZM79 78V77H78ZM77 78V79H78ZM92 78V77H91ZM93 78L95 79V77L93 76ZM127 78V77H126ZM193 78V77H192ZM225 78V77H224ZM97 79H98V77H97ZM100 79H101V77H100ZM122 79V78H121ZM128 79H129V77H128ZM171 79V78H170ZM81 80V79H80ZM105 80H106V78H105ZM113 80H115V79H113ZM122 80H124V79H122ZM121 80V81H122ZM164 80V79H163ZM165 80H167V79H165ZM164 80V81H165ZM224 80V79H223ZM54 81V80H53ZM120 80H119V82H121ZM125 81V80H124ZM124 81H122L121 83H123ZM170 81V80H169ZM168 81V82H169ZM57 82V81H56ZM97 82V81H96ZM103 82V81H102ZM117 82V81H116ZM37 83V82H36ZM42 83V82H41ZM61 83V82H60ZM59 83V84H60ZM80 83V82H79ZM88 83V84H89ZM99 83V82H98ZM104 83V82H103ZM125 83H127L126 81H125ZM206 83V82H205ZM226 83V82H225ZM56 84V83H55ZM54 84V85H55ZM81 84V83H80ZM87 83H85V85H86ZM89 84V85H90ZM105 84V83H104ZM112 84H113V82H112ZM42 85V84H41ZM61 85V84H60ZM66 85H69L68 83L66 84ZM71 85V84H70ZM85 85H82V86H85ZM117 85V84H116ZM246 85V84H245ZM38 86H40V85H38ZM56 86V85H55ZM103 85H101V87H102ZM112 86V85H111ZM121 86V85H120ZM124 86V85H123ZM127 85H126V87H128ZM247 86V85H246ZM56 87H58V86H56ZM60 87V86H59ZM89 87V86H88ZM109 87V85L107 86V88ZM118 87V86H117ZM122 87V86H121ZM125 87V86H124ZM241 87V86H240ZM243 87V86H242ZM248 87V86H247ZM112 88V90H113V87H111ZM120 88V87H119ZM123 88V87H122ZM203 88V87H202ZM235 88V87H234ZM39 89V88H38ZM37 89V90H38ZM42 89V88H41ZM45 88H43V90H44ZM48 89V88H47ZM66 89V88H65ZM84 89V88H83ZM97 89V88H96ZM102 89V88H101ZM204 89V88H203ZM239 90H241L244 94L246 93L245 92V90H243V89H240V88H238ZM32 90V89H31ZM46 90V89H45ZM54 90V89H53ZM77 90V89H76ZM87 90V89H86ZM90 90V89H89ZM118 90H120V89H118ZM125 90H126V88H125ZM160 92H159V91ZM39 91V90H38ZM56 91V90H55ZM58 91V90H57ZM99 91V90H98ZM234 91V90H233ZM46 92V91H45ZM49 92H51V91H49ZM70 92V91H69ZM72 92V91H71ZM92 92V91H91ZM90 92V93H91ZM97 92V91H96ZM101 92H103L104 93V91H102L101 90ZM120 92V91H119ZM175 92V93H174ZM235 92V91H234ZM252 92H253V90H252ZM59 93V92H58ZM62 93H63V91H62ZM74 93H75V91H74ZM89 93V94H90ZM161 93V95H159ZM56 94V93H55ZM77 94V93H76ZM95 94V93H94ZM115 94V93H114ZM114 94H112V95H114ZM122 94V95H123ZM234 94H237V93H234ZM238 94H240L239 92H238ZM248 94V93H247ZM246 94V95H247ZM16 95V94H15ZM35 95H37V93H35ZM45 95H46V93H45ZM71 95H73V94H71ZM117 95H118V93H117ZM123 95V96H124ZM29 96V95H28ZM53 96H54V93H53ZM58 96V95H57ZM85 96V95H84ZM99 96H102L101 94H99ZM105 96V98H109L108 96H106V95H104ZM103 96V97H104ZM111 96V95H110ZM119 96V95H118ZM158 97V100L157 101H160V107L158 106V103L155 105V101H154V97ZM1 97V96H0ZM37 97V96H36ZM93 97V96H92ZM95 97H98V95L97 96H95ZM177 97V96H176ZM193 97V98H192ZM5 98V97H4ZM46 98V101H47V97H45ZM55 98V97H54ZM62 98H63V96H62ZM91 98V97H90ZM118 98V97H117ZM235 98V97H234ZM2 99H3V97H2ZM39 99V98H38ZM37 99V100H38ZM59 99V98H58ZM85 99V98H84ZM111 99V98H110ZM114 99V97L112 98V100ZM125 99V98H124ZM176 99V98H175ZM238 99V98H237ZM6 100V99H5ZM36 100V99H35ZM98 100V102H99V104H100V106H102L101 105V103H102V101H103V99L102 100H100L99 101V99H97ZM151 100H153L154 101V104L153 105H150L152 102H151ZM10 101V100H9ZM16 101V100H15ZM39 101V100H38ZM41 101V100H40ZM83 97H82V95L81 94H79L78 95V97H77V103H78V105L80 106V107H82L83 106ZM93 101V100H92ZM92 101L90 102V104L92 103ZM169 101V102H168ZM197 101V100H196ZM247 101V100H246ZM6 102V101H5ZM4 102V103H5ZM8 102V101H7ZM17 102V101H16ZM53 102V101H52ZM59 102V101H58ZM57 102V103H58ZM94 103H95V101H93ZM105 102V101H104ZM114 102H116V101H114ZM177 102V101H176ZM255 102V101H254ZM259 102H258V104H259ZM26 103V102H25ZM25 103H24V105H25ZM43 103V102H42ZM56 103V102H55ZM74 103V102H73ZM76 103V102H75ZM106 103V102H105ZM208 103V102H207ZM238 103H239V101H238ZM3 104V103H2ZM15 104V103H14ZM40 104V103H39ZM45 104H46V102H45ZM52 104V103H51ZM99 104L98 105H94L95 107H94V110L92 111V118H90L88 121H87V123H86V128H84L85 130H86V134H88V135H90V136H92V137H94V138H98L99 137V132H100V128H101V123H104L103 125H104V128L105 129H107L108 131H109V129L111 130L112 128H116V126H114L113 124L115 123V122H113L114 121V119L115 120H118L117 118H114L113 117V112L112 111H109L108 113H107V115L106 114H103L104 112H103V110H104V108H103V110H102V114L103 115H105L103 118H101L102 116H99ZM104 104V103H103ZM106 104H108V103H106ZM115 103H113V105H114ZM170 104V103H169ZM173 104H174V100H173ZM252 104V103H251ZM8 105V104H7ZM16 105V104H15ZM23 105V104H22ZM21 105V106H22ZM36 105V104H35ZM38 105V104H37ZM109 105V104H108ZM171 106H172V104H170ZM176 105H177V103H176ZM240 105V104H239ZM246 105V104H245ZM248 105V104H247ZM9 107L11 106V105H8ZM18 106V105H17ZM43 106V105H42ZM46 105H44V107H45ZM92 106V105H91ZM104 106V105H103ZM115 106H116V104H115ZM177 106H179V105H177ZM177 106H175V104H174V107H172L171 108V111L173 110V113H174V115H175V113L178 115V112L177 111H179V108L180 107H177ZM243 106V105H242ZM261 106V105H260ZM12 107V106H11ZM15 107V106H14ZM19 107V106H18ZM79 107V108H80ZM111 107V106H110ZM204 107H207L206 105L204 106ZM240 107V106H239ZM248 107V106H247ZM6 108V107H5ZM25 108H26V105H25ZM89 108V107H88ZM90 108H92V107H90ZM101 108V107H100ZM106 108V107H105ZM112 108L113 109H116L114 106H112ZM112 108H108V110H111ZM175 108V109H174ZM196 108H199V107H196ZM256 108H257V106H256ZM24 109V108H23ZM43 109V108H42ZM78 109V108H77ZM93 109V108H92ZM121 109V110H122ZM176 109H178L177 111H175ZM180 109V110H181ZM207 109V108H206ZM239 109V108H238ZM241 109V108H240ZM244 109H246V107L244 108ZM243 109V110H244ZM9 110V109H8ZM22 110V109H21ZM29 110V109H28ZM28 110H26V111H28ZM45 110H46V108H45ZM80 110V109H79ZM106 110V109H105ZM200 110V109H199ZM242 110V111H243ZM264 110V109H263ZM76 111H78V110H76ZM115 111H117V109L115 110ZM201 111H202V109H201ZM208 111V110H207ZM238 111V110H237ZM247 111V110H246ZM40 112H42V110L40 111ZM53 112V111H52ZM52 112H51V114H52ZM90 111H88V113H89ZM118 112V111H117ZM2 113H3V111H2ZM12 113V112H11ZM27 113V112H26ZM31 113V112H30ZM36 113V112H35ZM43 113V112H42ZM50 113V112H49ZM83 113V112H82ZM85 113H87V112H85ZM116 113V112H115ZM126 113V112H125ZM172 113V114H173ZM197 113V112H196ZM247 113H248V111H247ZM14 114V113H13ZM16 114V113H15ZM20 114H22L23 115V113H21L20 112ZM33 114V113H32ZM90 114H91V112H90ZM120 114V112L118 113V115ZM127 114H128V112H127ZM169 114V113H168ZM171 114V113H170ZM172 114H171V116H172ZM202 114V113H201ZM201 114H200V116H201ZM245 114H246V112H245ZM264 114V113H263ZM6 115V114H5ZM9 115V114H8ZM11 115V114H10ZM25 115V114H24ZM34 115V114H33ZM174 115H173V119H174ZM183 115V114H182ZM241 115H242V112H241ZM243 115H244V113H243ZM247 115V114H246ZM16 116V115H15ZM77 116H79L78 114H77ZM116 116H117V113H116ZM121 116V115H120ZM126 116H128V115H126ZM168 116H170V115H168ZM184 116V115H183ZM182 116V117H183ZM197 116H198V114H197ZM203 116V115H202ZM201 116V118H203ZM1 117V116H0ZM37 117V116H36ZM166 117V116H165ZM20 118V117H19ZM31 118H32V116H31ZM39 118V117H38ZM41 118V117H40ZM80 118V117H79ZM114 118V119H113ZM129 118V117H128ZM127 118V119H128ZM170 119H168L167 121H162V122H160V128H163L164 130H166L167 132H174L175 133V131L178 133V131H180L179 130V128H180V126H181V121H180V125L178 126L176 123H175V121H172V118L171 117H169ZM177 118L179 119V117L177 116ZM198 118V117H197ZM243 118H244V116H243ZM248 118V121L246 120H244V122L243 123H245V125H243L242 127H246L247 129H248V127L247 126H249V130H252L253 132H252V134H254L253 136H255V137H260V138H256L257 140H261V139H263V141H264V118L263 117H261L259 114H257V113H254V112H249V116L247 117ZM2 119H4V118H2L1 117V120ZM22 119V118H21ZM26 120H27V118H25ZM35 118H33V120H34ZM51 119H52V116H51ZM50 119V120H51ZM130 119V118H129ZM239 119V118H238ZM6 120V119H5ZM25 120V121H26ZM37 120V119H36ZM122 120V119H121ZM130 120H132V119H130ZM160 120H161V118H160ZM242 120V121H243ZM18 121H20V120H18ZM17 120H12L10 123H9V121H8V123L6 124V128H5V131H8L9 133H10V135L11 134H17V136H15V141H16V143L18 144V145H20L19 143H21V142H27V141H25V140H23V136H25V134H27V133H24V130H23V126L22 125H20L21 124V122H18ZM24 121V122H25ZM35 121V120H34ZM38 121H39V119H38ZM43 121V120H42ZM86 121V120H85ZM135 121H134V123H135ZM4 122H7V120L6 121H4ZM27 122H29V121H27ZM121 122V121H120ZM119 122V123H120ZM130 122V121H129ZM132 122V121H131ZM177 122V121H176ZM204 122V121H203ZM248 122V123H247ZM23 123V122H22ZM39 123V122H38ZM41 123V122H40ZM178 123V122H177ZM46 124V123H45ZM131 124V123H130ZM129 124V125H130ZM150 124H152V121H151V123ZM4 125V124H3ZM31 125V124H30ZM39 125V124H38ZM37 125V126H38ZM79 125V124H78ZM77 125V126H78ZM132 125V124H131ZM240 125H242V124H240ZM2 126V125H1ZM5 126V125H4ZM26 127L28 126V125H25ZM75 126V125H74ZM80 126V125H79ZM119 126V125H118ZM25 127V128H26ZM73 126H72V124H71V127L70 128H72ZM125 127V126H124ZM132 127V126H131ZM129 128V129H131L132 130V128ZM134 127H136V125H134ZM134 127H133V129H134ZM138 127V126H137ZM2 128V127H1ZM29 128V127H28ZM121 128V127H120ZM116 129V131H114L115 133H116V136H115V138H114V144H113V147H115V149H117V151L118 152H120V153H118V155L120 154V155H124V157H125V159H126V163H128L129 164V166H130V168L132 167V169H135L136 171H138L140 168H141V166L142 165H144L145 164V162H147L146 161V159H145V161L143 160V153H142V151H141V149H142V147H141V149H140V147H139V145L137 146V141H136V143L134 142V139H133V137H131L129 134H131V133H126L125 131H126V129L123 131L122 129ZM122 128H123V126H122ZM30 129V128H29ZM31 129H33V127L31 128ZM31 129H30V131L29 132H31ZM73 129H74V127H73ZM73 129H72V131H73ZM81 128H79V130H80ZM129 129L127 128V130L129 131ZM3 130V129H2ZM82 130V129H81ZM80 130V131H81ZM85 130H83L81 133H83ZM114 130V129H113ZM136 130V132L134 133L135 135H136V133L138 132L137 131V129H135ZM158 130V129H157ZM175 130V131H174ZM4 130H3V132H5ZM70 131V130H69ZM72 131H70L71 133H72ZM79 131V132H80ZM112 131V130H111ZM2 132V133H3ZM76 132V131H75ZM130 132V131H129ZM133 132H134V130H133ZM140 132V131H139ZM148 132H149V134H148ZM165 132V131H164ZM46 133H48V131L46 132ZM50 133V132H49ZM75 134V133H72V136L74 135V139H75V141H77V142H79V141H81V137H84L85 136V133H83L84 134V136L82 135V134ZM104 133V132H103ZM102 133V134H103ZM182 133L183 132H181L180 134L182 135ZM249 133V132H248ZM6 134V133H5ZM51 134V133H50ZM70 134V133H69ZM107 134H108V132H107ZM112 134V133H111ZM140 134H142L141 132H140ZM140 134H138V137L140 136ZM159 134V133H158ZM252 134H250V136L252 135ZM9 135V136H10ZM30 135V134H29ZM52 135V134H51ZM71 135V134H70ZM115 135V134H114ZM135 135H133V136H135ZM170 135H172V134H170ZM169 135V136H170ZM178 135H179V133H178ZM13 136V135H12ZM11 136V137H12ZM28 136V135H27ZM54 136V135H53ZM104 136H105V134H104ZM155 136V135H154ZM173 136V135H172ZM176 136V135H175ZM184 136V135H183ZM1 137V136H0ZM55 137V136H54ZM62 137V136H61ZM66 137V136H65ZM68 137H69V135H68ZM136 137V136H135ZM71 138V137H70ZM70 138H68V139H66L67 140V142L69 141V139ZM73 138V137H72ZM149 138H151V137H149ZM154 138V137H153ZM183 138H185V136L184 137H182V139ZM25 139H26V137H25ZM27 139H28V137H27ZM36 139V138H35ZM64 139V138H63ZM100 139V138H99ZM141 139V138H140ZM143 139V138H142ZM152 139V138H151ZM175 139V138H174ZM177 139V138H176ZM179 139H180V137H179ZM179 139H178V142H179ZM10 140V139H9ZM12 140V139H11ZM55 140V139H54ZM53 140V141H54ZM88 140V139H87ZM87 140H85V141H87ZM148 140V139H147ZM155 140V139H154ZM171 140V139H170ZM256 140V141H257ZM7 141H8V139H7ZM14 141V140H13ZM14 141V142H15ZM33 141V140H32ZM74 141V142H75ZM89 141V140H88ZM105 141V140H104ZM111 141V140H110ZM109 141V142H110ZM140 141V140H139ZM149 141V140H148ZM171 141H173V138H172V140ZM177 141V140H176ZM183 141V140H182ZM207 141V140H206ZM6 142V141H5ZM34 142V141H33ZM73 142V143H74ZM76 142V143H77ZM141 142V141H140ZM154 142V141H153ZM152 142V143H153ZM178 142H176V143H178ZM180 142H181V139H180ZM259 143L260 142H262V141H258ZM10 143V141L8 142V144ZM11 143H12V141H11ZM54 143V142H53ZM64 143V142H63ZM63 143H61V144H63ZM66 143V142H65ZM70 143V142H69ZM85 143V142H84ZM91 144H92V140H91V142H90ZM169 143V142H168ZM174 143V142H173ZM172 143V144H173ZM14 144V143H13ZM13 144H12V146H13ZM23 144V143H22ZM32 144V143H31ZM55 144V143H54ZM67 144V143H66ZM66 144H64V145H66ZM88 144V143H87ZM91 144H89V145H91ZM94 144V143H93ZM140 144H142V143H140ZM143 144H145L144 142H143ZM179 144V143H178ZM177 144V145H178ZM26 145V144H25ZM24 145V146H25ZM29 145H30V143H29ZM25 146V147H31V146ZM44 145V144H43ZM42 145V146H43ZM71 145V144H70ZM69 145V146H70ZM74 145V144H73ZM161 145V144H160ZM236 145V144H235ZM235 145L233 146V144H232V148L233 147H235ZM21 146V145H20ZM35 146V145H34ZM39 146V145H38ZM46 146V145H45ZM42 147L41 149L40 148H38V147H31L32 149L31 150H33V154H34V156H35V152L37 151L38 152V155H39V159L38 160H36V164L38 165V166H36L35 168H41V167H46L47 168V174H46V177L45 178H47V176H49L48 178H52V180L51 179H49V180H51L50 181V183L51 182H54L53 180H59V183L57 184V187L59 188V189H64V188H68V187H70L72 190L74 189H76L77 191H78V201L76 202V200H74V199H72V200H68L67 198H63V197H57V198H55V201H56V204L58 205V207L57 208H54V209H51V211H48V210H50L49 208H48V205H46L45 206V208L47 207L48 208V210H47V208L45 209V210H47V211H43V212H41V211H37L36 210V208H35V205H33L32 204V201L34 200V196L31 194H29L30 196H33V200L32 199H29L30 197H29V195L28 196H25L24 194H23V192H22V186L23 185H25V179H26V177H24L25 179L23 180V178H20V177H18L17 175H15L14 174V167H17V165L19 164H13V166L14 167H11L10 169L11 170H9V168L7 167L4 171L5 172H2V173H5V176L3 175L2 177H0V192H1V194L2 193H9L8 195L10 196V201L8 202L7 201V204H5L4 203V201H6L7 200V198L6 199H4L3 197H1L0 198V264H45V263H48L49 262V264H72V262L70 261V259H69V256H71V255H69L68 256V253H69V251L70 252H72L73 253V255H74V257H75V262H74V264H87L86 263V256L84 255V252H83V250L81 249V247H82V243H80L81 241H79V240H77V239H75V240H73V241H71L68 245H65V243H64V240H63V236L61 235V234H58V232H56L55 233V231H54V227L55 226H57V228L59 227V228H61V229H63V230H65V231H69V230H71L72 228H73V226H74V223H75V220H76V218H77V211L79 210H77L76 208H78V206H80V216L82 217V219L84 220V224H85V228H86V231H87V233L89 234L90 232H89V230H90V224H92V223H94L95 224V226H96V229H97V231H96V238H97V240H98V242L101 244V245H103L104 247H102L101 245V247L104 249V253H103V255L104 256H113L114 254H116V255H118V256H122L123 257V254L125 253V251H124V248H123V241H122V239H121V237H120V234H119V230L117 229V225H114V223H113V221L112 220H110L109 218H110V215L112 214L111 213V211H110V206L107 204L108 202H106L105 200H107V199H104V196H103V193L100 191V188H99V185H101L100 183H99V179L97 178V180H98V184L96 183V184H94L93 183V181L92 182H88V181H86V180H84L83 178H81L80 177V173L79 172H81V170H83L84 169V167H85V163H86V161H84L83 163H79V164H76V165H72V161L74 160H72L71 162L70 161H66V162H64L65 163V165H64V167H63V169H59V165H58V155H57V152H55L54 150H52L51 148H47V147ZM80 146V145H79ZM84 146H87V145H84ZM110 146V145H109ZM152 146H154V145H152ZM151 146V147H152ZM158 146H159V143H158ZM163 146H164V143H163ZM167 146H168V144H167ZM174 145H172L171 147H173ZM23 147V146H22ZM21 147V148H22ZM66 147V146H65ZM71 147V146H70ZM73 147V146H72ZM93 147V146H92ZM111 147H112V145H111ZM144 147V146H143ZM147 147V146H146ZM149 147V146H148ZM161 147V146H160ZM170 147V149H172ZM181 147V146H180ZM8 148V147H7ZM79 147H77V149H78ZM83 148V147H82ZM81 148V149H82ZM91 148V147H90ZM145 148V147H144ZM162 148V147H161ZM10 149V148H9ZM16 149V148H15ZM19 149V148H18ZM69 149V147L67 148V150ZM76 149V148H75ZM85 148H83V150H84ZM114 149V150H115ZM146 149V148H145ZM159 148H157V150H158ZM166 149V148H165ZM169 149V150H170ZM181 149V148H180ZM235 149V148H234ZM234 149H232V150H234ZM13 150V149H12ZM20 150V149H19ZM26 150V149H25ZM29 150V149H28ZM28 150H26V151H28ZM61 150V149H60ZM71 150L72 149H70L69 151L71 152ZM79 150V149H78ZM77 150V151H78ZM88 150V149H87ZM87 150H85V151H87ZM149 150H150V147H149ZM156 150V152H158L159 153V150L157 151ZM173 150H174V147H173ZM24 151V150H23ZM30 151V150H29ZM62 152H63V150H61ZM60 151V152H61ZM65 151V150H64ZM77 151H75V152H77ZM145 151V150H144ZM148 151V150H147ZM147 151H145V152H147ZM163 151V150H162ZM161 150H160V152H162ZM185 151V150H184ZM231 151V150H230ZM9 152V151H8ZM66 152V151H65ZM72 152H73V150H72ZM83 151H81L80 153H82ZM91 152V151H90ZM114 152H116V151H114ZM166 152V151H165ZM112 153V152H111ZM122 153V154H121ZM163 153V152H162ZM161 153V154H162ZM6 154V153H5ZM27 154V153H26ZM32 154V153H31ZM72 154V153H71ZM78 154V153H77ZM147 154V153H146ZM149 154L151 155V153H150V151H149ZM160 154V153H159ZM191 154V153H190ZM194 154V153H193ZM192 154V155H193ZM198 154V153H197ZM196 154V155H197ZM231 154V153H230ZM81 155H83V154H81ZM91 155V154H90ZM94 155V154H93ZM119 155V156H120ZM237 155H239V154H237ZM11 156V155H10ZM66 157H67V155H65ZM71 156V155H70ZM149 156V155H148ZM241 156V155H240ZM5 157V156H4ZM7 157V156H6ZM79 157V156H78ZM82 157V156H81ZM88 157H89V155L88 154H86L85 155V160H87L88 159ZM190 157V156H189ZM193 157V156H192ZM195 157V156H194ZM18 158V157H17ZM16 158V159H17ZM20 158V157H19ZM71 158V157H70ZM73 158V157H72ZM84 158V157H83ZM231 158V156L229 157V159ZM161 159H162V157H161ZM198 159V158H197ZM10 160H11V158H10ZM67 160V159H66ZM83 160V159H82ZM99 160H101V159H99ZM150 160H151V158H150ZM164 160V159H163ZM192 160V159H191ZM28 161V160H27ZM77 161H79V160H77ZM157 161V160H156ZM159 161V160H158ZM157 161V162H158ZM182 161V163L184 162L183 160H181ZM187 161V160H186ZM228 161H230V160H228ZM29 162V161H28ZM105 162H107V161H105ZM122 162V161H121ZM143 162H144V164H143ZM166 162H167V160H166ZM166 162H163L162 164H164L165 163V165H166ZM189 161H187V163H188ZM15 163V162H14ZM31 163V162H30ZM96 162H94L93 164H95ZM168 163V162H167ZM176 163V162H175ZM148 164V163H147ZM152 164V163H151ZM150 164V165H151ZM159 164V163H158ZM192 164H193V162H192ZM211 165H210V169H211V177H217V175H216V169L218 168V166L219 167H224V168H226V166H227V164H225V163H222V164H219V165H217V163H215V162H213V161H211V163H210ZM232 164V163H231ZM2 165V164H1ZM19 165H21V164H19ZM121 165H122V163H121ZM124 165V164H123ZM150 165H149V167H150ZM165 165H163L164 166V168L166 169V167H167V165L165 166ZM185 165H186V163H185ZM249 165V164H248ZM262 165V164H261ZM264 165V164H263ZM23 166V165H22ZM28 166V165H27ZM31 166V165H30ZM34 166V165H33ZM63 166V165H62ZM125 166V165H124ZM129 166H127V167H129ZM145 166V165H144ZM143 166V167H144ZM160 166V165H159ZM170 166V165H169ZM229 166V168H230V165H228ZM227 166V167H228ZM10 167V166H9ZM19 167V166H18ZM17 167V168H18ZM29 167V166H28ZM61 167V166H60ZM88 167V166H87ZM98 167V166H97ZM149 167H148V169H149ZM161 167V166H160ZM159 167V168H160ZM171 167V166H170ZM183 167V166H182ZM249 167H250V165H249ZM3 168V167H2ZM1 168V169H2ZM32 168V167H31ZM158 168V167H157ZM157 168H156V170H157ZM163 168V169H164ZM176 168V167H175ZM222 169V170H225V169ZM234 168V167H233ZM232 168V169H233ZM109 169H111L110 167H109ZM108 169V170H109ZM116 169H118V168H116ZM116 169H114L115 171H117ZM162 169V168H161ZM177 169V168H176ZM175 169V170H176ZM186 169V168H185ZM194 169V168H193ZM235 169V168H234ZM239 169H240V174H241V176H242V179H243V183H242V189L240 190V192H236V189L234 190V188H235V186L233 185V179H230V178H227V179H225L223 182H221V187H220V189H221V194H223V196H222V198H221V196H219L220 198H221V200H222V202L220 201V198L218 199V203L216 202V203H214L213 204V208H212V212H213V218H214V222H215V224H216V226L218 225V227L219 228H217V238H220V239H224V235L222 234V230H220V227L221 226H228L230 229H231V231L233 232L234 231V223H233V221L231 220V219H233L232 217H230L231 215H233L234 213V211L232 212V214L230 215L227 211H224V205H225V207L226 208H228V209H230V208H232V206H234V208H236L235 210L237 211V210H239V209H242L243 208V206L245 205V203H246V205H247V202H246V198H247V193L249 192V190L250 191H252L251 190V185H250V183H252V182H250V180H253L252 178L250 179V177H253V176H251L250 174H249V176H248V171L245 169V168H243V167H241V166H239ZM238 169V170H239ZM252 169H253V167H252ZM251 168H250V170H251V174H253V170H252ZM16 170H20L21 171V168L19 167L18 169H16ZM31 170V169H30ZM35 170V169H34ZM41 170V169H40ZM40 170H38V172L40 171ZM99 170V169H98ZM119 170V169H118ZM128 170H129V168H128ZM135 170H133V171H135ZM146 170V169H145ZM150 170V169H149ZM187 170H189V169H187ZM191 170V169H190ZM19 171V172H20ZM36 171H37V169H36ZM122 171V170H121ZM124 171L126 172V170H125V167H124ZM131 171V170H130ZM130 171H128L129 173H130ZM135 171V172H136ZM152 171V170H151ZM158 171H159V169H158ZM157 171V172H158ZM164 171V170H163ZM177 171V170H176ZM184 171V170H183ZM193 171V170H192ZM10 172V174L8 175V173ZM16 172V171H15ZM22 172V171H21ZM84 172V171H83ZM110 172H111V170H110ZM150 172V171H149ZM157 172H156V174H157ZM173 172V171H172ZM175 172V171H174ZM222 172V171H221ZM227 172H229V170L227 171ZM1 173V174H2ZM23 173V172H22ZM34 173V172H33ZM120 173H122V172H120ZM141 173V172H140ZM152 173H153V171H152ZM170 173H171V169H170ZM176 173V175H177V172H175ZM193 173L194 174H196L194 171H193ZM225 173H226V171H225ZM263 173V172H262ZM20 174V173H19ZM28 174H31L30 172L28 173ZM35 174V173H34ZM86 174V173H85ZM123 174V173H122ZM134 174V173H133ZM147 174V173H146ZM159 174V173H158ZM161 174V173H160ZM179 174V173H178ZM233 174V173H232ZM26 174H25V172H24V176H25ZM33 175V174H32ZM84 175V174H83ZM90 175V174H89ZM106 175V174H105ZM116 175H117V173H115V174H110L109 175V179L110 180H112V182L114 183V186L116 187V189H117V191H119V195H120V197L119 198H121V199H123L124 200V202L126 203V204H129V206L130 207H132V209L131 210H129V212H128V214H130V215H137V214H140L141 215V217L144 215V212L142 211V209L140 208V205L139 204H137L138 203V200H137V203L135 204V199H133V195H132V191H131V189H137L139 186H138V183H136L135 181H134V179L131 177L130 178V182H128V183H126L125 181H124V179L123 178H116ZM121 175V174H120ZM137 175V174H136ZM151 175V174H150ZM164 175V174H163ZM174 175V174H173ZM198 173H197V177H198ZM221 175V174H220ZM222 175H223V172H222ZM221 175V176H222ZM20 176H21V174H20ZM34 176V175H33ZM125 176V175H124ZM134 176H135V174H134ZM137 176H139V175H137ZM146 177H147V175H145ZM149 176V175H148ZM159 176V175H158ZM166 176V178H167V175H165ZM238 176V175H237ZM23 177V176H22ZM85 177V176H84ZM126 177V176H125ZM129 177V176H128ZM142 176H141V174H140V177H139V179L141 178ZM151 177H152V175H151ZM176 177V176H175ZM180 177V176H179ZM233 177V176H232ZM86 178V177H85ZM143 178V177H142ZM170 178H172V177H170ZM186 178H187V185H188V187H190L191 188V186H192V180L195 178H193V174L190 172L187 176H186ZM199 178V177H198ZM236 178H238V177H236ZM33 179V178H32ZM87 179H89V178H87ZM100 179H102V178H100ZM136 179V178H135ZM146 179V178H145ZM160 179V177H158V178H152V180H150V182H149V184L146 182V184H148L149 185V188L154 192V194L155 195H158V194H160L161 193V181L159 180ZM163 179H164V177H163ZM178 180H179V178H177ZM181 179V178H180ZM30 180V179H29ZM46 180V179H45ZM94 180V179H93ZM103 180V179H102ZM201 180V179H200ZM199 179H198V181H200ZM218 180H219V177H218ZM239 180V179H238ZM35 181V180H34ZM38 181V180H37ZM37 181H36V183H37ZM95 181H96V177H95ZM140 181V180H139ZM166 181H167V179H166ZM180 181V180H179ZM194 181V180H193ZM197 180L195 181V183H197L198 182ZM221 181V180H220ZM27 182V181H26ZM31 182V181H30ZM49 182V181H48ZM104 182V181H103ZM141 182V181H140ZM171 182V181H170ZM182 182V181H181ZM180 182V183H181ZM239 182V181H238ZM237 182V183H238ZM32 183V182H31ZM34 183V182H33ZM33 183H32V185H33ZM40 183V182H39ZM42 183V182H41ZM91 183H93L94 185H92ZM166 183V182H165ZM200 183V182H199ZM240 183V182H239ZM239 183H238V185H239ZM28 184V187L29 186H31V185H29V183H27ZM52 184V186H54L53 188L55 189V185L56 184H54L53 185V183H51ZM128 184L131 186V187H133V188H130L129 186H128ZM164 184V183H163ZM162 184V185H163ZM169 184V183H168ZM183 184V183H182ZM201 184V183H200ZM47 186L49 185V188L50 187H52L50 184H46ZM177 185H179V184H177ZM199 185V184H198ZM207 184H206V182H205V186H206ZM253 185V184H252ZM44 186H45V184H44ZM108 186H109V184H108ZM172 186V185H171ZM197 186V185H196ZM216 186V185H215ZM214 186V189L216 188ZM256 186H257V189L259 188L260 190H264V175H259L258 176V178H257V180H256ZM41 187V186H40ZM43 187V186H42ZM101 187V186H100ZM110 187V186H109ZM165 187H166V184H165ZM177 187V186H176ZM182 187V186H181ZM199 187V186H198ZM238 187V186H237ZM253 187H254V185H253ZM252 187V188H253ZM44 188V187H43ZM42 188V189H43ZM52 188V189H53ZM163 188H164V186H163ZM169 188L170 187H167L166 189H167V192L163 195V202H164V214L166 215V217L171 221V227H172V229H174L176 232H178L179 234H183L185 231L187 232V228L189 227V226H191L192 224H193V221H194V219H195V214H194V210L196 209V205L194 204V201H193V199H194V197H193V199H192V193L190 194V195H186V196H184V197H186V199H183V198H180L179 196L177 197V196H174V197H170L169 196V194H168V192H169ZM192 188H194L195 189V187L193 186ZM191 188V189H192ZM239 188V187H238ZM41 189V188H40ZM46 189V188H45ZM52 189L50 190V191H52ZM53 189V193L55 192H57L56 194H58V191H55ZM148 189V188H147ZM177 189V188H176ZM68 190H69V188H68ZM151 190H149V191H151ZM199 190V188L196 190V191H198ZM254 190V189H253ZM26 191H27V189H26ZM42 191V190H41ZM61 191V190H60ZM60 191H59V193H60ZM63 191H67L66 189H64ZM71 191V190H70ZM77 191H76V193H77ZM103 191V190H102ZM110 191V190H109ZM116 191V192H117ZM202 191V190H201ZM205 191V190H204ZM45 191L43 190V194H45V195H47L48 193H44ZM47 192H49V191H47ZM75 192V191H74ZM192 192V191H191ZM203 192V191H202ZM54 193V194H55ZM75 193V194H76ZM118 193V192H117ZM138 193V192H137ZM175 193V192H174ZM198 194H200V190H199V192H197ZM196 193V194H197ZM204 193H206V191L204 192ZM211 193V192H210ZM252 193H253V191H252ZM1 194H0V196H1ZM27 194H28V191H27ZM37 196L39 195V194H41V193H35ZM51 194V193H50ZM53 194V195H54ZM63 194V193H62ZM65 194H66V192H65ZM74 194V193H73ZM74 194V195H75ZM151 194H153V193H151ZM154 194H153V196H154ZM187 194V193H186ZM212 195H213V192L211 193ZM211 194H210V196H211ZM220 194V193H219ZM3 195V194H2ZM8 195H6V196H8ZM77 195V194H76ZM218 195V194H217ZM67 196V195H66ZM181 196H183V194L181 195ZM194 196V195H193ZM198 196V195H197ZM196 196V197H197ZM214 196V195H213ZM212 196V197H213ZM46 197V196H45ZM51 197V200H53V198H52V196H50ZM50 197L48 196V198L50 199ZM156 197H159V196H156ZM206 197V196H205ZM204 197V198H205ZM212 197L210 198V199H212ZM32 198V197H31ZM44 198V197H43ZM47 198V197H46ZM76 199H77V197H75ZM213 198H216V197H213ZM254 198V197H253ZM253 198H252V200H253ZM258 198V197H257ZM196 199V198H195ZM209 198L208 199H205L204 201H208V200H210ZM9 200V199H8ZM51 200H48V202L50 203L51 202ZM122 200V201H123ZM158 200H159V198H158ZM161 200V199H160ZM159 200V201H160ZM45 201H47L46 199H43L42 201H40V204H42V202H45ZM154 201V200H153ZM253 201H255V200H253ZM79 202V204H77ZM161 202V201H160ZM249 202H251V201H249ZM54 203V202H53ZM206 203V202H205ZM254 203V202H253ZM48 204V203H47ZM158 204H161V203H158ZM202 204V203H201ZM76 205H77V207H76ZM134 205V206H133ZM149 205V204H148ZM162 205V204H161ZM160 205V206H161ZM245 205V206H246ZM250 205V204H249ZM43 206V205H42ZM56 206V205H55ZM40 207H41V205H40ZM129 207V208H130ZM144 206H142V208H143ZM156 207V206H155ZM157 207H158V205H157ZM43 209H44V206L42 207ZM125 208H128V207H125ZM146 208V207H145ZM198 208V207H197ZM224 208V209H223ZM245 208V207H244ZM244 208H243V210H244ZM247 208V207H246ZM246 208H245V210H246ZM144 209V208H143ZM227 210V209H226ZM125 211H127V210H125ZM147 211V210H146ZM241 211V210H240ZM151 212V211H150ZM149 212V213H150ZM196 212V211H195ZM244 212V211H243ZM210 213V212H209ZM240 213H242V212H240ZM240 213H239V215H240ZM152 214V213H151ZM163 214V213H162ZM197 214V213H196ZM236 214V213H235ZM129 215V216H130ZM146 215V214H145ZM148 215V214H147ZM150 215V214H149ZM149 215H148V217H149ZM79 216V215H78ZM112 216V215H111ZM127 216V215H126ZM204 216V215H203ZM207 216H210L209 214H207ZM234 216V215H233ZM236 216V215H235ZM135 218H136V216H134ZM199 217H201V216H199ZM129 218V217H128ZM151 218H153L152 216H151ZM197 218V217H196ZM204 218V217H203ZM82 219H80V221L82 220ZM198 219V218H197ZM158 220V219H157ZM168 220V221H169ZM199 220V219H198ZM206 220V219H205ZM77 221V220H76ZM129 221V220H128ZM196 221V220H195ZM92 222V223H91ZM125 222V221H124ZM159 222V221H158ZM199 222H201V221H199ZM203 222V221H202ZM205 222V221H204ZM208 222V221H207ZM235 222H237V221H235ZM77 223H78V221H77ZM129 223V222H128ZM128 223H122V224H124V230H125V234L129 237V238H131V239H136V243H133V244H129V248H130V250L131 251H134V252H136L137 250H139L138 251V253H140L141 255H139L138 253V255L139 256H142L141 257V259H140V261L138 262L137 261V264H167L168 263V261L166 262V260L164 259V256H163V251H162V246L164 245V244H166V243H164L165 241L163 240V237H161V236H158L157 235V233H158V224L154 221V222H152V223H150L149 225L147 224V222L145 221V219H143V218H141L140 219V221L138 222V224H139V230H143V232H145L144 231V229H147V228H149L150 229V232H149V239H146L148 236H146V238L144 237V233L142 232V236H137V238H134V235H137V229L136 228H134V227H132V231H131V229H130V225H128ZM166 223V222H165ZM170 223V222H169ZM206 223V222H205ZM196 224V223H195ZM202 224V223H201ZM211 222H210V226H209V228L211 227ZM93 225V224H92ZM91 225V226H92ZM134 225V224H133ZM167 225V224H166ZM197 225V224H196ZM198 225H200V224H198ZM198 225H197V228L199 229V227H198ZM135 226V225H134ZM169 226V225H168ZM207 226V225H206ZM94 227V226H93ZM93 227H92V230H93ZM170 227V228H171ZM238 227V226H237ZM193 228H194V226H193ZM204 228H206V227H204ZM204 228H201L200 227V229H203V231H204ZM80 229V228H79ZM149 229H148V231H149ZM189 229L191 230V227H189ZM196 229V228H195ZM200 229H199V231H200ZM207 229V228H206ZM211 229V228H210ZM212 229H213V231L215 230L214 229V227H212ZM222 229H223V227H222ZM225 229V228H224ZM238 229V228H237ZM78 230V229H77ZM76 230V231H77ZM82 230V229H81ZM160 230V233H162L161 232V229H159ZM165 230H167L166 228H165ZM169 230V229H168ZM189 230V231H190ZM194 230V229H193ZM226 230H227V228H226ZM170 231V230H169ZM173 231V230H172ZM171 231V232H172ZM188 231V232H189ZM197 231V230H196ZM195 231V232H196ZM202 231V230H201ZM206 231V230H205ZM215 231V232H216ZM224 231V230H223ZM32 233V235H33V237H34V239H35V242L37 243V244H39L41 247H43L44 249H45V251H46V257H47V261L48 262H44L40 257H39V253H37V251H36V249H37V247H36V249H35V245L32 243V240H30L29 239V233ZM121 232V231H120ZM170 232V233H171ZM174 232V231H173ZM194 232V233H195ZM206 232H208V230L206 231ZM203 233V234H205V236L206 235H208V233ZM48 233H53V235H50V234H48ZM141 233V232H140ZM146 233V232H145ZM165 233V232H164ZM197 233V232H196ZM195 233V234H196ZM201 232H200V236H201V234H202ZM148 234V233H147ZM163 234V233H162ZM176 234V233H175ZM210 234V233H209ZM164 235V234H163ZM170 235V234H169ZM172 235V234H171ZM188 235V234H187ZM92 236V235H91ZM125 236V235H124ZM167 236V235H166ZM182 236H184V234L182 235ZM215 237H216V235H214ZM226 236V235H225ZM88 237V236H87ZM187 237V236H186ZM194 236H193V234H192V238H193ZM202 237V236H201ZM84 238V237H83ZM89 238V237H88ZM95 238V237H94ZM212 238H213V236H212ZM68 239V238H67ZM73 239V238H72ZM165 239V238H164ZM187 239V238H186ZM190 239H191V237L189 238V240L188 241H190ZM237 239V238H236ZM85 240V239H84ZM124 240V239H123ZM168 240H170V239H168ZM185 240V239H184ZM202 240V239H201ZM216 240V239H215ZM87 241V240H86ZM96 241V240H95ZM130 241V240H129ZM178 241V240H177ZM200 241V240H199ZM199 241H196L197 243L199 242ZM204 240H202V242H203ZM238 241V240H237ZM98 242H96V243H98ZM135 242V241H134ZM190 242H192V239H191V241ZM189 242V243H190ZM195 242V243H196ZM202 242L200 243V244H202ZM183 243V242H182ZM198 243V244H199ZM229 243V242H228ZM235 243V242H234ZM181 244V243H180ZM217 244H219V246H220V243L219 242H217ZM84 245V244H83ZM170 245V244H169ZM186 245V244H185ZM191 245V244H190ZM196 245V244H195ZM194 245V246H195ZM38 246V245H37ZM39 246V247H40ZM127 246V245H126ZM181 246V245H180ZM203 246H204V243H203ZM38 247V248H39ZM85 247V246H84ZM172 248H174V247H172ZM195 248H196V246H195ZM199 249V248H198ZM201 249V248H200ZM210 249V248H209ZM232 249V248H231ZM229 250V251H232V250ZM39 250H40V248H39ZM153 250V252H152V254H151V251ZM187 250V249H186ZM183 247H179L178 248V254H179V264H192V261H191V258L189 257V255H188V252L186 251ZM189 250H190V248H189ZM193 250V249H192ZM196 250V249H195ZM220 250V249H219ZM218 250V251H219ZM227 250H228V246H227ZM116 251V252H115ZM172 251H173V249H172ZM171 251V252H172ZM194 251V250H193ZM209 251V250H208ZM228 251V252H229ZM166 252V251H165ZM196 252V251H195ZM224 252V251H223ZM223 252H222V254H223ZM41 254H42V252H40ZM61 253H63L62 255H61ZM190 253H192L191 251H190ZM194 253V252H193ZM219 254L221 253V252H218ZM230 253V252H229ZM228 253V254H229ZM40 254V255H41ZM71 254V253H70ZM195 254H197V253H195ZM194 254V255H195ZM208 254H209V252H208ZM222 254H220V255H222ZM227 254V255H228ZM43 255V254H42ZM102 255V254H101ZM207 255V254H206ZM227 255H224V257L226 256L227 257ZM44 256V255H43ZM126 256V255H125ZM137 256V255H136ZM177 256V255H176ZM197 256V255H196ZM201 256V255H200ZM199 256V257H200ZM208 256V255H207ZM219 256V255H218ZM223 256V255H222ZM229 256V255H228ZM98 257V256H97ZM100 257H102V256H100ZM107 257H106V259H107ZM103 258V257H102ZM101 258V259H102ZM137 258H138V256H137ZM140 258V257H139ZM201 258V257H200ZM210 258V257H209ZM218 258V257H217ZM216 258V259H217ZM43 259H44V257H43ZM71 259H73L72 257H71ZM116 259H118L117 257H116ZM221 259V258H220ZM88 260V259H87ZM108 260V259H107ZM114 260V259H113ZM169 260H170V258H169ZM174 260V259H173ZM197 260V259H196ZM210 260V259H209ZM218 260V259H217ZM216 260V261H217ZM208 261V260H207ZM211 261V260H210ZM175 262V261H174ZM197 262V261H196ZM195 262V263H196ZM204 262H205V260H204ZM219 262V261H218ZM226 262V261H225ZM91 263V262H90ZM104 264H105V261L103 262ZM194 263V262H193ZM89 264V263H88ZM106 264H108V263H106ZM109 264H112V263H109ZM127 264V263H126ZM132 264H134V262L132 263ZM169 264V263H168ZM198 264V263H197ZM227 264V263H226Z\"/></svg>",
    "mask_w": 264,
    "mask_h": 264
}]
</instances>
